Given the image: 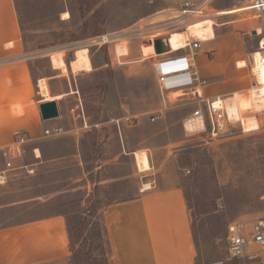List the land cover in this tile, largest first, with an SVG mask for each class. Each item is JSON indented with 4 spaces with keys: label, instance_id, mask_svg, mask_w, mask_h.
<instances>
[{
    "label": "rangeland",
    "instance_id": "rangeland-1",
    "mask_svg": "<svg viewBox=\"0 0 264 264\" xmlns=\"http://www.w3.org/2000/svg\"><path fill=\"white\" fill-rule=\"evenodd\" d=\"M185 1L16 0L25 62L6 74L0 70L4 85L0 120L9 118L13 137L18 130L29 136L27 128L32 137L21 156L5 157L0 151L4 178L0 229L46 215L64 216L70 229V256L44 264H113L104 210L136 198L150 185L183 190L196 264H264L256 245L248 247L255 256L252 259L232 258L227 250L231 224L244 222L250 230L264 214L263 115L260 129L254 132H244L237 122L216 138L209 131L186 133L183 120L196 110L199 86L172 95L170 107L161 113L154 60L141 51L149 37L138 36L139 31L153 34L163 29ZM210 1V17L191 20L189 34L209 46L219 42L236 58L233 66L241 72L245 90L232 100L243 113L238 97L250 93L254 80L250 60L252 54L259 56V38L250 34L258 22L249 9L253 0ZM217 11L222 16L238 15L217 19ZM64 13L70 14L69 20H62ZM232 19L237 20L233 25L214 27ZM203 21L209 22L205 30L195 31L194 25ZM185 29L165 30L162 35L179 38ZM121 31H135V37L101 48L89 44L92 38ZM57 53L63 55H53ZM85 55L91 62L90 72L64 74L71 61ZM240 61L248 66L239 68ZM22 70L27 77L20 76ZM42 79L52 96L66 93L56 100L60 117L53 121L44 122L37 107L43 99ZM17 105L24 106L23 115L14 112ZM250 111L243 117L256 116ZM135 116L139 121L132 120ZM35 120L37 126L32 127ZM55 126L64 132L44 135L46 128ZM147 160L151 170L140 172L137 167L146 169Z\"/></svg>",
    "mask_w": 264,
    "mask_h": 264
},
{
    "label": "crops",
    "instance_id": "crops-1",
    "mask_svg": "<svg viewBox=\"0 0 264 264\" xmlns=\"http://www.w3.org/2000/svg\"><path fill=\"white\" fill-rule=\"evenodd\" d=\"M20 32L16 0H0V70L5 74L12 71L11 67H23L25 62ZM207 44L204 43L205 51L217 49L218 53L214 59L200 53L201 67L197 63L198 69L200 75L208 80V85L203 88L204 95L216 98L242 93L245 88L240 82L241 72L233 66L236 58L219 42L216 47ZM71 65L72 61L70 68L64 70L65 75L71 70L74 74L91 70L90 66L75 73ZM23 73L25 71H19L20 76ZM58 96L65 98L66 93L54 97ZM17 107H23L21 113L15 112ZM14 112L23 115L24 106L17 105ZM8 120H0V151L4 154L15 139ZM35 125L36 120L31 126ZM27 131L32 137L28 128ZM37 157H41L39 151ZM147 163L146 169L139 166L138 170L150 171L149 160ZM103 218L113 264H196L190 213L185 194L179 187L160 189L154 186L136 198L110 204L104 210ZM69 256V232L62 215H46L0 229V264H44L68 259Z\"/></svg>",
    "mask_w": 264,
    "mask_h": 264
},
{
    "label": "built area",
    "instance_id": "built-area-1",
    "mask_svg": "<svg viewBox=\"0 0 264 264\" xmlns=\"http://www.w3.org/2000/svg\"><path fill=\"white\" fill-rule=\"evenodd\" d=\"M211 1H194L186 0L178 10L174 11V18H171L165 23V27L161 30L154 31L153 34H148L144 31H139L138 36L145 39V45H152L155 53L151 55L154 60V71L157 78V87L160 95L161 113L168 110L170 107L171 96L174 94L186 92L195 89L197 91V100L195 103L196 110L183 120V128L186 133L199 134L209 131L213 138L226 134L238 121L235 120L228 112L225 98L219 96L216 98L206 97L203 93V88L208 85V80L200 75L197 65V56L200 53L206 54L210 59L217 56L218 50H204L205 40L198 37L188 35L186 38V48L175 50L172 45L168 46L162 54H157L155 49V41L168 40L170 35H162V32L169 31L173 28H186L183 32H188V25L194 19H206L210 17L211 12L208 11ZM250 12L253 14L256 23V28L252 29L250 34L259 38L258 49L259 57L252 54L250 60L251 71L253 74V84L250 92L254 95L258 102L264 103V0H253L249 4ZM228 10V9H227ZM235 15L222 16L221 11L215 12L217 19H231ZM237 20L221 21L215 24V28H222L233 25ZM215 29V30H216ZM260 33H259V30ZM140 30H143L140 28ZM256 32L253 35V32ZM135 31L112 32L97 36L89 40V44L93 47L101 48L111 44H117L123 39L135 37ZM172 35V34H171ZM40 89V86H39ZM41 92V90H40ZM258 119L264 117V108L262 110H253ZM264 119V118H263ZM133 121H139V117L135 116ZM151 121H156L155 117ZM202 128H197L199 124ZM64 129L59 126L46 128L45 136L61 135ZM29 136L20 130L14 134V143L11 148L4 154L5 157L21 156L23 146L29 142ZM8 167L12 163H7ZM153 187V186H152ZM249 245H256L261 249L264 255V214L256 219L248 230L244 222H235L228 228L227 234V250L232 258L248 257L255 258L253 254L248 252Z\"/></svg>",
    "mask_w": 264,
    "mask_h": 264
},
{
    "label": "bare ground",
    "instance_id": "bare-ground-1",
    "mask_svg": "<svg viewBox=\"0 0 264 264\" xmlns=\"http://www.w3.org/2000/svg\"><path fill=\"white\" fill-rule=\"evenodd\" d=\"M62 18H63V20H68L70 18V14L65 13V14H63ZM208 24H209V22H207V21L196 23L194 25L195 31L200 32V31L205 30V28ZM259 33H260V30H259ZM188 35H190L189 31L188 32H180L179 38L176 34H173L172 36L170 35L168 40L163 41L164 45L162 44L161 48L162 47L167 48L170 45H172V48H174L175 50H181L183 48H186V46H187L186 45V38ZM124 41L125 40L123 39L120 43H123ZM141 51L145 57H150L151 55H153L155 53L152 45H144L142 47ZM256 52H258V54H260L259 51H256ZM238 64H239L238 65L239 68H244V67L248 66L246 61H240ZM90 66H91V62H90V59L87 55H85L83 58L73 60L72 65H71V67L75 73L82 71V70H85V69H88ZM39 86H40V90H41L40 94H41V96H43L41 103L56 101L57 99L63 98L61 96H58V97L52 96L48 85L45 83V81L43 79L40 82ZM250 90H251V88L249 89V92H250ZM238 96H239V94H237V97ZM233 97H234V95L226 99L227 100L226 104H227V109H228L229 114L235 120H237L238 122L241 123L244 132L249 133V132L258 131L260 129L259 119L256 116L243 117V115L250 113L251 112L250 110H256V111L262 110L264 108V103L262 104V102H258L257 99L254 97V95L251 92L249 94H247V96L244 98L238 97L239 107L242 111H244L243 113H241V111L239 110L237 105L232 100V99H234ZM17 108H18V110H16L15 112L21 113L23 107H17ZM197 128H202V124L200 123ZM3 180H4V178L0 175V185L3 183ZM150 187L152 189L151 185H150ZM151 189H149V190H151ZM143 191H147V190H143Z\"/></svg>",
    "mask_w": 264,
    "mask_h": 264
},
{
    "label": "water",
    "instance_id": "water-1",
    "mask_svg": "<svg viewBox=\"0 0 264 264\" xmlns=\"http://www.w3.org/2000/svg\"><path fill=\"white\" fill-rule=\"evenodd\" d=\"M255 34L256 32H253V35ZM162 44H163L162 40L155 41V49H156L157 54H162L167 50L166 47L161 48ZM39 109H40L42 120L44 122L53 121L60 117V110H59V105L57 101L41 103L39 105Z\"/></svg>",
    "mask_w": 264,
    "mask_h": 264
},
{
    "label": "trees",
    "instance_id": "trees-1",
    "mask_svg": "<svg viewBox=\"0 0 264 264\" xmlns=\"http://www.w3.org/2000/svg\"><path fill=\"white\" fill-rule=\"evenodd\" d=\"M66 223H67V221H66ZM67 227H68V232H69L70 229H69L68 223H67ZM69 233H70V232H69Z\"/></svg>",
    "mask_w": 264,
    "mask_h": 264
}]
</instances>
